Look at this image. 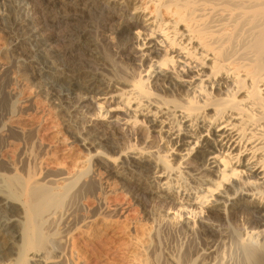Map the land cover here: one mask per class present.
Segmentation results:
<instances>
[{
	"label": "bare ground",
	"instance_id": "obj_1",
	"mask_svg": "<svg viewBox=\"0 0 264 264\" xmlns=\"http://www.w3.org/2000/svg\"><path fill=\"white\" fill-rule=\"evenodd\" d=\"M24 4L33 29L49 35L14 39L22 63L31 65L32 42L43 55L55 53L56 66L87 85L68 101L82 119L75 137L84 151L50 169L45 149L33 161L1 149L0 264H78L72 233L109 220L103 203L74 218L72 201L96 200L100 168L124 177V164L142 169L125 182L127 191L167 208L156 219V235L172 227L189 232L183 262L176 256L169 264H221L204 259H215L229 230L238 228L246 231L238 244L244 259L264 264V0ZM45 44L55 45L47 52L40 48ZM94 49L97 59L87 58ZM102 58L115 62L117 72ZM12 116L2 117L0 140L9 145L14 134L30 141L33 125ZM134 244L140 256L132 264H147L143 254L152 246Z\"/></svg>",
	"mask_w": 264,
	"mask_h": 264
},
{
	"label": "rangeland",
	"instance_id": "obj_2",
	"mask_svg": "<svg viewBox=\"0 0 264 264\" xmlns=\"http://www.w3.org/2000/svg\"><path fill=\"white\" fill-rule=\"evenodd\" d=\"M24 3L25 0H0V130L2 128V117L7 116V118H10L12 115L11 118L21 116L20 119L29 125H33L35 130L33 129L32 131L33 134H31L32 138H30V141L28 138L23 137L27 142L22 139V136H20V139L19 136L15 139L17 136L11 133L10 139L7 140V142L10 141V143L8 142L9 145L0 140V151L1 149L7 150L4 151L7 157H9L8 155L12 157L11 154L16 157L19 153H27V156L29 155V158L33 161L34 157L36 158L38 155L39 149H43V151L45 149L43 154L47 151L51 154L47 152L49 155H44L45 157L48 156L44 159L49 162L48 165L51 163L53 168L56 166L54 164L73 159L84 151L79 144L80 139L75 137L82 119H79L81 118L80 114H75V111L69 108L70 104L68 101L71 99V102H73V99L79 98L80 92L83 90L86 93L84 86L87 85L83 83L84 79H71L69 73H64L60 67L56 66L59 62L55 60V56L53 58L55 53H52L51 57L48 53L43 55L38 52V48L32 42L27 45L32 53L30 56L31 65L26 67L22 63V60H20L14 50V39L18 36L21 38L31 36L36 31L42 35L45 33L44 36L49 35V32H45L44 29L40 31L33 29L34 23L27 19L28 6ZM20 27H23L26 31L21 33ZM112 32L108 31L110 37L116 39L118 34L115 31L113 32L114 34ZM129 34L131 32H128V34L127 32L123 33L122 37L127 39ZM52 39L54 43L57 41L56 38L55 40L52 37L50 38L51 42ZM45 46L40 48L47 52L48 50L51 51L53 47L50 45L52 46L50 49L48 44H45ZM96 49L97 51L99 49L102 51L99 47ZM96 49L89 53L87 58L95 59L98 57L95 52ZM101 51L100 54L103 55V51ZM105 59H103V62L106 63L108 71L112 68V72H117L115 70V62ZM85 67L77 68L76 70H82ZM109 74L108 72L106 76L112 77ZM79 81L80 83H78ZM50 91H53L57 98L55 96L54 98L50 97L48 95ZM66 110H68L67 113ZM69 111L70 113H68ZM72 114L76 116L75 119L70 118ZM69 127L71 128L69 129ZM11 138L15 141H12ZM40 143V148H38ZM7 145L8 147L6 148ZM46 146L49 147H47L49 150H47ZM51 164L49 166L50 169H52ZM124 165L125 167L127 166L124 169V177L123 174L117 175L112 168H100L96 179V200L85 198L86 196H79L73 199L74 218L80 214H88L86 212L93 206L100 204L98 207L100 208L103 203L104 205H102L101 209L107 205L105 207H108V210L104 209V207L102 211L97 208L99 210L97 211H101L104 217L109 220L107 224H102L101 222L90 223L87 227L85 226L86 228L81 227L78 231L72 233L71 240L73 241L71 243L73 242L75 261L78 264H132L133 259L140 256L139 251L135 247V241L146 240L152 246L150 251L143 254L147 264H169V259L176 256L183 262V257L180 254L183 252L184 243L189 232L182 227H172L159 230L158 233H160L156 235L158 228L156 219L165 214L167 208H161L152 203L146 205L135 194L127 191L125 182L127 183L129 179L132 181L133 177L136 176L135 174L142 169H138L137 166L128 167L129 165ZM131 168L134 170V174L130 171ZM13 173L9 172L7 174L12 176ZM21 174L18 176H22ZM13 180L17 181L16 177H13ZM86 232H89L90 235H86ZM245 234L246 231L243 228L229 230L228 236L221 243L223 246L220 244L221 250L217 257L215 259L205 258L204 262L249 264L244 259L241 250L238 249L239 239L245 238ZM197 239L196 243L198 244L200 240ZM260 247L264 252V243H261Z\"/></svg>",
	"mask_w": 264,
	"mask_h": 264
}]
</instances>
